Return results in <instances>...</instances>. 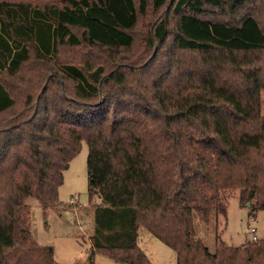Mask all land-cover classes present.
<instances>
[{"label":"trees","instance_id":"16d2710c","mask_svg":"<svg viewBox=\"0 0 264 264\" xmlns=\"http://www.w3.org/2000/svg\"><path fill=\"white\" fill-rule=\"evenodd\" d=\"M250 1L0 0V264H60L34 240L27 201L55 205L83 142L101 202L78 264L100 252L152 264L142 229L177 264H264V238L211 251L195 227L225 215L230 193L264 210V27L226 19ZM81 46L107 57L59 59Z\"/></svg>","mask_w":264,"mask_h":264},{"label":"rangeland","instance_id":"374dc122","mask_svg":"<svg viewBox=\"0 0 264 264\" xmlns=\"http://www.w3.org/2000/svg\"><path fill=\"white\" fill-rule=\"evenodd\" d=\"M245 13L254 14L264 27V0H251L236 15H229L226 19L233 21ZM159 14L150 9L149 15L142 19L145 24L140 27L138 46L135 49V54L140 55L139 61L147 60L152 54L146 41L147 24H153ZM106 57L107 54L87 49L85 46L63 47L59 50V59L64 62L77 63L86 59L98 61L97 58L104 60ZM260 61L264 63V54L261 55ZM261 112L264 115V91ZM88 155V146L83 142L80 152L64 172L63 184L54 206L43 208L32 197L27 201L30 208V230L34 240L41 246L52 248L54 259L60 264L85 263L92 248L90 238L94 233V206L101 202V197L90 191ZM225 202V215L215 216L209 224L199 219L195 221L198 237L211 251H214L216 242L241 246L251 241L254 234L251 229H255L259 239L264 238V210L252 212L249 202L241 205L237 193H230ZM139 245L152 264H177L176 252L144 229L140 232ZM94 262L120 264L101 252L94 255Z\"/></svg>","mask_w":264,"mask_h":264},{"label":"built area","instance_id":"2783aa9c","mask_svg":"<svg viewBox=\"0 0 264 264\" xmlns=\"http://www.w3.org/2000/svg\"><path fill=\"white\" fill-rule=\"evenodd\" d=\"M251 231L254 233L253 236H252V239H253V240H256L258 237H257V235L255 234V229H251Z\"/></svg>","mask_w":264,"mask_h":264}]
</instances>
